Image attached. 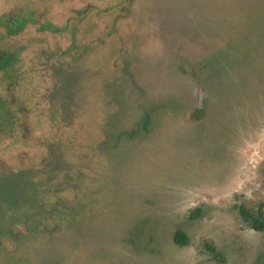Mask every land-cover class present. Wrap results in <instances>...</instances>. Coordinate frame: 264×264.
Instances as JSON below:
<instances>
[{"label":"rangeland","instance_id":"obj_1","mask_svg":"<svg viewBox=\"0 0 264 264\" xmlns=\"http://www.w3.org/2000/svg\"><path fill=\"white\" fill-rule=\"evenodd\" d=\"M0 60V264H264V0H0Z\"/></svg>","mask_w":264,"mask_h":264},{"label":"flooded vegetation","instance_id":"obj_2","mask_svg":"<svg viewBox=\"0 0 264 264\" xmlns=\"http://www.w3.org/2000/svg\"><path fill=\"white\" fill-rule=\"evenodd\" d=\"M251 69V68H250ZM253 70V69H252ZM206 71V74H207V71L208 70H204ZM251 73H257L256 75V78L258 77V74L259 72L261 73H264V70H260V69H256L253 71H250ZM251 73L249 75H251ZM194 77L196 75V77H198V74H193ZM205 74H203L204 76ZM260 76V75H259ZM262 76V75H261ZM205 77V76H204ZM255 78V79H256ZM203 80H201L200 82H202ZM198 83H193V86L195 87L194 88V103L191 107L187 106V109L185 111H187L186 113V116H184L183 118V122H195L196 120H198L200 117H202L205 113H206V110L207 109V98H206V95L204 94L206 92V88H210L209 87V83H206L204 84V86H201L200 84L197 85ZM213 101V100H212ZM214 103V101H213Z\"/></svg>","mask_w":264,"mask_h":264},{"label":"trees","instance_id":"obj_3","mask_svg":"<svg viewBox=\"0 0 264 264\" xmlns=\"http://www.w3.org/2000/svg\"><path fill=\"white\" fill-rule=\"evenodd\" d=\"M53 29H57V28H53ZM8 56V58H9V54L7 55ZM238 59V58H237ZM239 60V59H238ZM1 62H3V61H1L0 60V69L1 70H3L5 67V65H7V63H3V64H1ZM240 62H243V63H245V64H247L248 65V63H246V58H242V59H240L239 60V63ZM207 65H208V63L207 62H205L202 66H201V68H206L207 67ZM196 76V75H195ZM159 105H161V104H159ZM150 118V116L149 115H145V117H144V123H143V128L144 127H146V126H148V122L150 121V120H148ZM146 125V126H145ZM240 212L243 214L244 213V210L241 208L240 209ZM255 222H256V225H254L255 226V228L257 229L258 227L260 228L261 226H262V223H261V221L260 220H255ZM184 237V235L181 233V232H179V231H177L175 234H174V241L175 242H177V243H181V242H185V239L183 238Z\"/></svg>","mask_w":264,"mask_h":264}]
</instances>
